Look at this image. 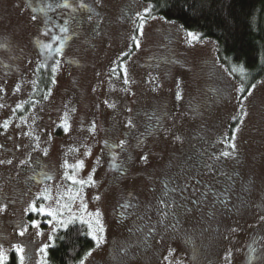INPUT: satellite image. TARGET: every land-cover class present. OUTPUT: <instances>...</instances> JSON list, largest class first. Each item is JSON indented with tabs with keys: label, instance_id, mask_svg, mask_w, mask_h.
<instances>
[{
	"label": "rangeland",
	"instance_id": "1",
	"mask_svg": "<svg viewBox=\"0 0 264 264\" xmlns=\"http://www.w3.org/2000/svg\"><path fill=\"white\" fill-rule=\"evenodd\" d=\"M70 3L0 0V264H47L74 224L102 237L83 264H264V80L242 97L214 41L141 0ZM43 64L52 88L24 114Z\"/></svg>",
	"mask_w": 264,
	"mask_h": 264
},
{
	"label": "trees",
	"instance_id": "2",
	"mask_svg": "<svg viewBox=\"0 0 264 264\" xmlns=\"http://www.w3.org/2000/svg\"><path fill=\"white\" fill-rule=\"evenodd\" d=\"M141 1L150 6L148 18L161 17L180 24L188 32L214 41L220 60L240 82L242 97L264 80V0ZM63 2L47 0L52 5L47 8V13L56 18L53 12ZM52 85L53 71L43 64L37 71L34 90L21 112L26 114L34 105L45 103V96L48 97ZM239 124L238 118L229 125L230 141ZM207 166L203 165L200 174L208 173L205 171ZM216 166L217 163L210 165L212 171H216ZM95 248L87 226L74 224L56 234L54 245L48 250L47 264H80ZM6 264H18L17 256L13 253Z\"/></svg>",
	"mask_w": 264,
	"mask_h": 264
},
{
	"label": "snow or ice",
	"instance_id": "3",
	"mask_svg": "<svg viewBox=\"0 0 264 264\" xmlns=\"http://www.w3.org/2000/svg\"><path fill=\"white\" fill-rule=\"evenodd\" d=\"M98 2H99V0H98ZM45 5H46V6H45ZM51 6H52L51 4H48V3H47V0H44V3H43V4L41 5V7L39 8V11H40L41 13H43V12H45V11L47 10L48 7H51ZM60 6H63V7H66V8H71V7H72V5H71V3L69 2V0H64V2H63L62 5H57V7H60ZM79 7H80V8H88V6H87L86 4L83 3V0H79ZM36 10H37V9L34 7V8H33V11L35 12ZM88 10L91 11V9H88ZM146 11H147V9H146ZM36 18H37V17H36L35 15L32 16V19H33V20H35ZM88 18H89V20L91 19L90 16H89ZM140 21H141V22H140V24H139V28H140L141 33H142V29H143V26H144V18H143V16H140ZM64 31L66 32L67 29H64ZM188 36H189V37H192V38H196L195 34H194V33H191V32L188 33ZM133 41L136 43V46L139 47V41L137 40V38H136L135 36L133 37ZM4 47H6V44H5V43H0V48H4ZM44 47L47 48V49H49V50H52V45H51V44L45 45ZM62 48H63V45H61L60 48L55 49V51H56L57 53H59V52H61ZM57 63H59V62H57ZM56 71H57V69H56V68H53V72L55 73ZM113 71H115V70H113ZM124 83H125V84L128 83V79H127V73H126V71H125V79H124ZM241 90H242V89H241ZM3 91H4V89H3L2 87H0V92H3ZM16 91H19V88H18V87H17ZM178 98H179V94H178ZM45 99H47V96H45ZM0 107H3V105H0ZM17 107H21V105H17ZM130 124H131V120H129V125H130ZM2 127H3L4 129H7V128H8V122L5 121L4 124L2 125ZM63 128H64L65 132L68 131V125H67V123H65V124L63 125ZM123 144H124V142L121 141V142H120V145L123 146ZM231 147L234 149V148H235V145H231ZM45 155H47L46 150H45ZM222 155L225 156V157H227V156H229V153H227V152H223ZM142 159H143V160H146L147 157H142ZM2 163H5V161H0V164H2ZM6 163L11 164L12 161H11V160H8ZM22 163H23V162H22ZM89 181H91V175L89 176ZM77 182H78V183H81V184L85 183L84 181H77ZM96 199H99V197H96ZM161 203L164 204L165 207H171V205H168V204H167L166 202H164V201H162ZM194 203H198V202H195V201H194ZM84 207H86V206H84ZM2 210H3V209L0 208V211H2ZM34 210H35V209H34ZM39 211H40L41 213H43V212L45 211V209H44L43 207H41V208L39 209ZM161 213H162V217H163V218H166L167 215H168V213H167L166 211H164L163 209H161ZM48 215L53 216V218H55V213H54V211H49V212H48ZM99 215H100L99 212H97V213H96V216L99 217ZM261 219H264V217H261ZM68 222H69V221H62V220H61V221H58L59 224H66V223H68ZM97 225H98V228H97L95 231L103 232V226L100 225L99 219H97ZM33 226H34V227H38V224H37L36 222H33ZM91 227H92V225L89 224V228H91ZM233 231H235V230L233 229ZM20 234L23 235V232H21ZM93 239L97 240V246H99V243H100V241L102 240V237L97 238V236H96L95 234H93ZM45 247H47V246H45ZM16 250H17L18 253H23V251H24V249L21 248V247H19V246H16ZM42 251H43V249H42ZM252 251L255 252L256 249L253 247ZM170 254H171V253H170ZM89 255H90V253H89ZM0 257H2V253H0ZM20 264H24V256H23V255L20 256ZM81 264H83V262H81Z\"/></svg>",
	"mask_w": 264,
	"mask_h": 264
},
{
	"label": "flooded vegetation",
	"instance_id": "4",
	"mask_svg": "<svg viewBox=\"0 0 264 264\" xmlns=\"http://www.w3.org/2000/svg\"><path fill=\"white\" fill-rule=\"evenodd\" d=\"M39 3H40V5H42L43 4V0H37ZM60 7H63V6H60ZM49 15V14H48ZM51 18H53V19H57V17L55 18V17H53V15H49ZM58 39V42H56V45L52 48L53 50H55L56 48H57V46H59L60 44H62V42H63V39H61V38H57Z\"/></svg>",
	"mask_w": 264,
	"mask_h": 264
}]
</instances>
